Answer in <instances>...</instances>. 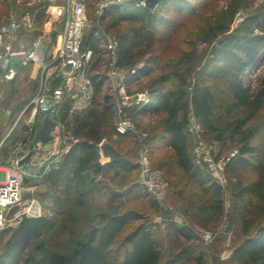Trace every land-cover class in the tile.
I'll return each instance as SVG.
<instances>
[{
	"label": "trees",
	"instance_id": "16d2710c",
	"mask_svg": "<svg viewBox=\"0 0 264 264\" xmlns=\"http://www.w3.org/2000/svg\"><path fill=\"white\" fill-rule=\"evenodd\" d=\"M159 3L177 13L193 9L191 0H160ZM28 8L36 12L34 23L31 28H22L19 34L33 40L40 30L38 21L42 20L45 8L40 3ZM108 9L111 21L107 29H116L117 65L137 68L140 75L151 74L160 67L164 70L160 81H171L170 85L153 90L154 99L138 108L142 113L164 114L159 138L170 148L172 161L153 166L165 172L170 165L168 169L173 172L174 164L181 169L188 184L211 196L216 207L222 210V186L204 166L195 162L190 153L186 131L190 109L202 123L206 136L214 135L218 141L227 137L231 140L236 136L240 138L237 154L227 162L225 169L235 178L232 194L244 237L234 246L229 264H264V222H257L258 204L255 202L256 198L264 201V148L254 144L259 127L245 131L247 123L264 110V77L256 88L243 79V75L256 66L264 51V16L249 14L244 17L218 48L203 76L193 85L189 98L187 86L192 68H183L181 60L164 62L163 55L156 50L162 39L160 27L169 26L170 20L156 9L144 5L142 0H127ZM124 23L128 25L121 29ZM96 33L95 30L84 35V50H100V38ZM184 58L186 62L193 61L195 51L186 50ZM91 78L96 96L104 80L97 75ZM26 85L24 82L23 87ZM70 108L71 100L63 102L58 116L66 120ZM115 116L116 102L110 95H105L100 102H95L94 98L87 111L73 115V137L67 138V147L59 165L45 171L40 178L49 185L53 201L59 203L63 195H69L87 170L100 167L101 153L106 157L107 168L114 172H129L137 167L122 154L119 142L113 141L114 135L117 140H124L131 134L117 133ZM41 123L40 139L47 142L56 123L54 118L45 115L39 117L36 129ZM26 130L27 126L21 129ZM21 131L13 129L3 142L0 149L3 162L17 145ZM249 171H256L259 177L246 182L245 173ZM34 196L45 208L41 197L37 193ZM153 200L162 208L159 200ZM54 224V217L44 214L26 217L19 226L0 230L5 238L0 264H160L162 261V251L149 220L134 208L104 216L103 224L93 227L87 239L78 240L69 252L50 249L42 240L43 232ZM178 226L182 225L172 220L168 229L177 234L180 231ZM32 247L36 254H29ZM197 259L202 261L203 253L191 245L180 249L164 264Z\"/></svg>",
	"mask_w": 264,
	"mask_h": 264
},
{
	"label": "rangeland",
	"instance_id": "374dc122",
	"mask_svg": "<svg viewBox=\"0 0 264 264\" xmlns=\"http://www.w3.org/2000/svg\"><path fill=\"white\" fill-rule=\"evenodd\" d=\"M86 4L89 24L85 35L96 30V34L100 38V50L86 68L85 75L91 80L93 75L104 80L103 86L96 96L94 89L92 103H94V98L95 102L102 101L105 95H110L112 100L117 103L118 91L115 89L117 84L109 77L112 59L104 45L109 35L116 34V29H107L111 21L110 15L107 14L109 9L99 14L97 13L96 0H86ZM191 4H193V9L184 10L182 13H177L172 8L162 6L160 3L154 8L171 23L169 26L160 27L162 39L157 43L156 50L163 55L164 62L181 60L183 68L188 66L192 68L187 86L189 98L193 85L203 76L210 60L217 54L218 48L244 17L249 14L264 16V0H191ZM26 7L27 5L19 3L17 0H0V23L5 22L12 14L23 12ZM38 23L40 30L37 36L42 37L45 43L52 46L56 40L55 32L61 30L62 23L51 20L46 9L42 20H39ZM127 25L124 23L121 29ZM164 36L166 38H163ZM186 50L195 51L196 58L193 61H185L184 52ZM163 74L164 70L159 67L151 74L131 77L127 82V88L129 90H158L171 84V81L167 83L160 81ZM263 77L264 51L256 66L248 70L243 75V79L246 84L256 88ZM23 88V95L18 97L17 105L11 113L10 135L13 129L18 128L21 131L22 127L27 126L26 124L29 122L32 105L15 123L21 110L35 95H28L25 86ZM10 96L14 98L15 94L12 92ZM2 101L5 99L0 100V103ZM92 103L82 109V114L91 107ZM78 109L80 110V108ZM123 115L134 123L137 132L129 134L130 136L124 140H117V136L114 135L113 141H118V148L122 154L137 164L135 169L129 172H114L107 168L106 159L101 153L100 167L87 170L84 177L75 183L72 192L69 195H63L59 203L53 201L49 185L46 182L40 178H33L32 175L24 179V197H31L37 193L45 204V214L55 219L54 226L43 232L42 240L46 246L50 249L69 252L78 240L87 239L93 227L103 224L104 216L134 208L142 212L149 220V226L162 251L160 264H164L180 249L191 245L197 246L198 252L203 253V260H181L175 264H229L234 246L244 237L241 220L236 213L237 203L232 194L235 178L225 169L226 181L223 184L218 182L223 188V208L221 210L216 207L211 196L205 195L200 188L186 182L185 175L180 168L173 164L172 167L175 168V171L172 172L168 169L169 165L165 172L160 169L161 179L166 184L161 208L153 200L155 196L145 190L141 184L142 168L139 160L141 153L145 151L151 165L172 161L170 148L165 146L159 138L164 114L142 113L137 107H129ZM188 115L186 131L189 149L197 164H199L197 147L200 140H203L208 146H212L211 154L215 159L226 158L238 150L239 137L236 136L233 140L227 137L224 141H218L213 138L214 135L206 136L202 123L195 117L191 109ZM118 117L116 114L114 122ZM7 119V112L1 110L0 122L4 124ZM258 127L259 133L254 144H260L264 148V110H261L247 123L245 131L255 130ZM21 132L20 139L27 137L26 131ZM0 163L2 165L10 164V162L4 164L1 155ZM202 166L209 171L205 165ZM152 167L158 168L153 165ZM258 177L259 173L256 171L245 173V178L248 180L246 182L253 181ZM255 202L258 204L257 222L263 223L264 201L256 198ZM176 211L183 212L186 219L178 216ZM158 216L162 217V220L155 222L154 220ZM172 220L182 225L178 226L180 231L177 234L168 229V224ZM206 231L212 235L208 242L201 237V234ZM4 239L0 234V252ZM28 252L36 254L33 247Z\"/></svg>",
	"mask_w": 264,
	"mask_h": 264
},
{
	"label": "built area",
	"instance_id": "2783aa9c",
	"mask_svg": "<svg viewBox=\"0 0 264 264\" xmlns=\"http://www.w3.org/2000/svg\"><path fill=\"white\" fill-rule=\"evenodd\" d=\"M24 3L27 8L18 14H12L5 22L0 23V84L13 79L17 74L14 56L16 55L15 40L22 28H31L36 12L30 6L40 3L44 7L51 20L62 23L53 44L55 48L46 59L45 42L42 37H37L28 43L26 59L23 65L35 62L40 66V86L29 103L21 110L20 116L32 105L31 114L28 119L27 137L19 139L16 145V153L2 165L0 163V230L7 227H17L26 217H39L45 214V208L41 201L35 197H24V179L31 173L30 168H40L48 171L57 167L65 153L67 138H72V115L78 110L77 105L70 108L69 116L62 120L58 114L57 104L67 100L82 98L86 106L91 104L94 94L92 80L85 75L86 68L94 60L98 52L93 49H83L85 30L89 24L86 0H17ZM127 0H96L97 13L102 14L114 5H120ZM144 3V1L142 2ZM106 51L111 55L112 67L109 77L116 84L118 100L116 103V114L118 119L115 127L118 134L136 133L134 123L124 116L129 107L141 108L150 103L155 97V91L151 89L129 90L127 82L131 76H140L137 68H123L117 65V38L109 35L105 40ZM44 48V54L41 50ZM83 112V111H82ZM54 118L58 136L57 146H48V143L40 141L34 145L36 125L40 116ZM53 138H55L53 136ZM33 151L29 162L20 164V160L30 151ZM212 146H208L203 140L199 141L197 147L198 163L205 165L212 177L219 183L226 181L225 168L227 162L235 156L237 151L226 158L215 159L211 154ZM142 168L141 184L145 190L151 193L157 200L162 202L163 191L166 184L161 179V170L152 167L148 154L143 151L139 160ZM176 214L186 219L183 212ZM162 217L155 218L160 222ZM201 237L208 242L212 235L206 231Z\"/></svg>",
	"mask_w": 264,
	"mask_h": 264
},
{
	"label": "crops",
	"instance_id": "0c3cea01",
	"mask_svg": "<svg viewBox=\"0 0 264 264\" xmlns=\"http://www.w3.org/2000/svg\"><path fill=\"white\" fill-rule=\"evenodd\" d=\"M55 33H56V37H57L58 32L56 31ZM37 37H40V36H36L35 38H37ZM30 41L31 40H29L23 36H20V34H18V36L15 40L16 55L14 56L15 65L17 67V74L13 79L7 80L6 83L0 84V100L5 99V101L1 102L2 104L0 103V111L5 110L8 114L7 121L4 124L0 122V149H1L2 144L5 141V139L10 135L9 134V132H10V128H9L10 117H11V113H12L13 109L17 105L18 97H21L23 95V83L26 82L27 85L25 88L28 91V95H30V96L33 94H36V92L38 91L39 86H40V79H41L40 66L35 62H29L26 65L22 64V61L24 59H26V53L25 52L27 51V46H28V43ZM53 44H54V42H53ZM53 44H52V46L47 44V43H45V45H44L45 48H48L47 52L45 53L47 60L50 59L49 58L50 52H52L55 49L53 47ZM41 53L44 54V48L41 50ZM12 92L15 94L14 98H12V96H10V94ZM73 105H77L78 108H80V110L78 109L76 111V113H74V114H82V109H84V107H87L85 101L80 97L77 98L76 100L71 101V107ZM61 107H62V105L59 103L56 106V108L59 109V111H60ZM73 115H72V117H73ZM71 120H72V118H71ZM56 132H57V128L55 125L54 129L51 131L50 139L47 142H45V143H48V146H52V145L57 146L59 140H58V136L55 135ZM53 136L55 138H53ZM15 153H16V146L6 155L5 162L9 161L14 156ZM105 159H106V157H105ZM30 171H32L31 173H35V177H33V178H36V179L41 178L42 174L45 172L43 169L34 168V167L30 168Z\"/></svg>",
	"mask_w": 264,
	"mask_h": 264
},
{
	"label": "water",
	"instance_id": "95a60500",
	"mask_svg": "<svg viewBox=\"0 0 264 264\" xmlns=\"http://www.w3.org/2000/svg\"><path fill=\"white\" fill-rule=\"evenodd\" d=\"M160 0H144V5H146L147 7L154 9L156 7V5L159 3ZM43 131V123H41V125L37 128L35 136H34V145H37L38 142L40 141L41 138V133ZM33 154V151L30 150L21 160H20V164L29 162L31 159V156Z\"/></svg>",
	"mask_w": 264,
	"mask_h": 264
}]
</instances>
